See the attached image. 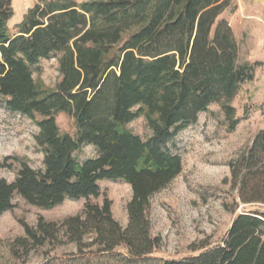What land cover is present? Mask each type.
<instances>
[{"label":"trees","instance_id":"16d2710c","mask_svg":"<svg viewBox=\"0 0 264 264\" xmlns=\"http://www.w3.org/2000/svg\"><path fill=\"white\" fill-rule=\"evenodd\" d=\"M232 1L38 0L12 34V2L0 0V102L35 121L43 154L42 168L22 162L13 181L0 177V215L13 207L14 194L47 209L66 198L86 199L81 213L60 222L40 216L35 226L23 223L13 254L63 236L77 251L39 264H264L258 209L237 214L215 246L179 259L150 257L161 243L151 233L150 198L182 170L181 156L167 144L214 103L232 131L240 119L231 102L259 65L239 61L233 30L220 17ZM57 54L61 77L48 91L34 81L32 67ZM59 112L73 118V135L60 132ZM140 115L147 138L126 127ZM86 144L96 156L80 161L75 152ZM229 169L239 202L264 204V127ZM102 179L131 187L125 227L106 196L101 204L90 201Z\"/></svg>","mask_w":264,"mask_h":264},{"label":"rangeland","instance_id":"374dc122","mask_svg":"<svg viewBox=\"0 0 264 264\" xmlns=\"http://www.w3.org/2000/svg\"><path fill=\"white\" fill-rule=\"evenodd\" d=\"M37 1L11 0L13 15L7 25L10 33H16V25ZM250 1L233 0L232 6L220 16L233 30L239 61L259 62L254 70V79L245 82L231 102L239 123L229 131L223 111L214 103L199 114L195 123L179 131L167 144L173 153L181 156L182 170L150 198L147 215L151 233L161 238L160 246L150 254L152 258L179 259L197 253L199 250L195 249L201 246H215L225 237L237 214L254 209L264 211V204L239 202L236 190L231 186L229 169V162L264 127V8L254 16L243 15L244 10L240 11L239 3L244 7ZM60 56L42 58L32 67V77L42 89L53 90L59 81ZM55 119L61 133L74 134L71 116L59 112ZM126 127L142 138L151 134L143 115ZM37 133L34 120L9 110L4 102H0V161L5 162V166H0L1 178L13 181L22 162L35 169L42 168L43 154L34 138ZM96 153L93 145L86 144L75 155L83 161L95 157ZM97 183L100 195L90 197V201L101 204L106 196L111 200L114 219L125 227L128 223L126 206L132 196L130 185L120 179H102ZM85 201V198H66L61 204L47 209L29 204L14 194L13 207L0 215V264H39L47 255L66 256L76 252L75 244L67 242L63 236L59 241L31 248L27 253L19 248L16 255L11 251V244L24 235L23 223L35 226L40 216L47 221L60 222L67 216L81 213Z\"/></svg>","mask_w":264,"mask_h":264},{"label":"crops","instance_id":"0c3cea01","mask_svg":"<svg viewBox=\"0 0 264 264\" xmlns=\"http://www.w3.org/2000/svg\"><path fill=\"white\" fill-rule=\"evenodd\" d=\"M249 3L246 4L247 7H246V5H244L245 8L243 7L242 3H239L240 11L244 10V11H242L243 15L244 14H249V15H253L254 16V14L257 11H261L260 9L264 8V1L263 0H251ZM225 11H223V12H225ZM223 12H222V14H223Z\"/></svg>","mask_w":264,"mask_h":264}]
</instances>
